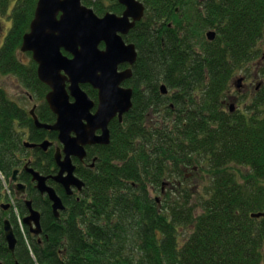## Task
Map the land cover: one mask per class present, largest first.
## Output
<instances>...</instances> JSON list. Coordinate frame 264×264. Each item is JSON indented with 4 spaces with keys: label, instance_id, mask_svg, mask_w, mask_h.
<instances>
[{
    "label": "trees",
    "instance_id": "1",
    "mask_svg": "<svg viewBox=\"0 0 264 264\" xmlns=\"http://www.w3.org/2000/svg\"><path fill=\"white\" fill-rule=\"evenodd\" d=\"M38 1L0 0V76L16 75L50 118L48 87L34 61L27 65L18 56ZM162 6L149 1L150 23ZM173 19L177 28L186 23L182 37L151 27L134 33L140 51L134 107L123 124L113 123L112 142L85 179L88 198L67 202L57 219L29 185L48 238L39 245L27 227L22 236L10 213L20 236L14 254L3 235L8 213L0 207L3 264H264V217H252L264 213V0H206ZM209 29L217 32L213 42L205 36ZM242 71L262 80L258 91L234 87ZM162 84L173 93L169 103ZM233 91L239 99L231 112ZM154 113L157 120L149 118ZM20 127L44 133L0 87V203L1 176L9 184L26 158ZM190 174L201 175L202 190L187 185ZM163 185L174 190L164 192ZM153 192L163 193L162 206ZM17 208L22 219L28 209Z\"/></svg>",
    "mask_w": 264,
    "mask_h": 264
},
{
    "label": "water",
    "instance_id": "2",
    "mask_svg": "<svg viewBox=\"0 0 264 264\" xmlns=\"http://www.w3.org/2000/svg\"><path fill=\"white\" fill-rule=\"evenodd\" d=\"M121 2L128 6L124 18L112 14L102 18L92 9L82 6V0H39L30 30L23 37L21 51L32 52V59L38 65V80L51 89L45 100L50 110L58 116L57 121L54 125L43 124L38 121L34 109L31 111L38 128L59 133L58 140L64 145L67 159L63 163L57 160L62 170L54 179L64 184L68 192L71 184L78 187L82 185L74 176V167L69 157L74 155L83 159L88 145L108 146L111 143L108 126L116 117L123 120L124 115L133 108V89L121 86L133 76V71H120L119 66L124 63L134 66L138 51L135 45H127L118 34L127 33L126 29L134 26L129 24L128 16L132 15L135 21L141 20L144 7L136 0ZM132 8H138L139 14L134 15ZM216 36L215 32L208 33L210 41H214ZM103 42L106 43L104 50L99 46ZM64 52L72 57L69 58ZM243 81V78L236 81L237 88L242 87ZM85 84L92 85L99 92L98 110L95 114H92L95 102L81 88ZM162 92L167 94L165 86L162 87ZM233 110L234 105L231 106V111ZM97 130H102L103 134L97 136ZM73 133L76 137L72 136ZM42 146H48V142H44ZM65 171L68 172L66 178L63 176ZM28 172L32 174L34 182H38L40 192L49 195L53 202V212L59 217V212L66 209L61 198L53 188L47 186V178L34 169H28ZM18 188L23 189L24 186L19 185ZM27 205L30 215L24 220V224L29 225L31 233L38 236L42 232L41 214L34 210L32 203ZM252 217L261 218L264 213H256ZM4 225L8 247L10 252L15 253L18 240L12 223L6 220ZM0 264L3 263L0 261Z\"/></svg>",
    "mask_w": 264,
    "mask_h": 264
},
{
    "label": "flooded vegetation",
    "instance_id": "3",
    "mask_svg": "<svg viewBox=\"0 0 264 264\" xmlns=\"http://www.w3.org/2000/svg\"><path fill=\"white\" fill-rule=\"evenodd\" d=\"M149 1L150 0H136L137 3L142 4L144 7V12H143V16H142L141 20L135 21V18L132 15L128 16L129 24H134V26L126 29V30H128L127 33L122 34V32H119V34H118L122 37V39L124 40V42L127 45L133 44L136 46V49L138 51V53H137L138 59L140 57V51L138 48V44H136L137 42H136V37L134 34L135 31L137 30V27H139V28L144 27L146 29L148 27H151L152 30L156 31V33H159V35H161V34L165 35V34H167V31H170L174 35V37L175 36L182 37L181 32H182V29L186 27V23H183L182 28H177V23L174 22L175 20L173 19V16H178L180 19H183V10H186V8L192 4L199 5L200 3L205 2L206 0H159V1H161L162 5H164V6L161 7V16H158V19H157L158 21H154L153 23L149 22V15H150V13H149V9H150ZM82 6H85L87 8L92 9L97 16H99V17L102 16V18L105 17L107 14H112V15H116L119 18H124L126 16V13L128 12V6L126 4H122L121 0H82ZM166 10H169V11H167L168 13L165 14L163 11H166ZM132 13L134 15H138L139 14L138 8H132ZM174 30H176V31H174ZM209 31H215V30L209 29L205 34L206 39H207V33ZM163 41H164V38H163ZM99 46H100V49L104 50L106 48V43L103 42ZM64 54L69 56V58L72 57V55L69 53L64 52ZM138 59H137V61H138ZM35 64L38 68L37 63H35ZM135 65L130 66L129 63H124V64H121L119 66L120 71L125 72L127 69H132V71H133V76L130 79H127L126 81H124V83H122V85H121L123 87L133 89V91H134V93H133V105L135 103V91H136L134 88L133 82H132L134 79V75H135V71H134ZM37 77H38V74H37ZM256 77H257V75H256ZM234 85H235V83H234ZM245 85H246V83H245ZM46 86L49 89V91L46 94V96H47L48 93L51 91V89L48 85H46ZM163 86L166 87L167 94H162L163 93L162 92ZM67 87H69V84H67ZM81 88L83 91H85L87 93V95L89 96L88 98H90L92 101L95 102V106L93 107V110H92V114H95L98 110L97 106L99 103L98 102L99 101L98 90H96L90 84L81 85ZM258 88L259 87L257 86V88H256L257 91H258ZM142 90H144V88ZM159 90H160V94L163 97H165L164 101L166 103H169L171 97L173 96V93L169 92L167 86L164 84L160 85ZM239 91H241V93H242V92H245L248 90L247 89L246 90L240 89ZM71 100L74 101L73 98ZM46 105H47V110L49 112H51V114H52V116H50V118H47L46 114H44V110L41 107L42 105H40V106L35 105L32 108V110L34 109L33 111H34V114L39 119L38 121H40L43 124L54 125L55 122L57 121L56 119L58 116L55 115L52 110H50V106L48 105V103ZM172 108H173V106H172ZM22 109H24V108H22ZM132 110H133V108L130 110V112L127 113V115H129ZM159 111L161 112L162 109L160 108ZM29 115L33 119L35 129L44 131V133L38 134V133H36V131L34 132L31 128L30 129L29 128L27 129L24 127L19 128L18 132L23 134L21 142L23 144L24 149L26 150V152L24 154L26 156V158L24 157L22 159V160H24L22 167L15 169L13 171L12 178L9 181L8 185H9V187L11 186V188H10L11 194L13 196H15V199L13 200V204H17V205H24L25 204L27 209H28L27 213L22 218L23 222L30 215V213H29L30 209L28 208V205H27V203H29V202L32 203V207L34 208V210L38 211L41 214V222H42L43 213H41L42 211L39 208L35 207V205L33 203L34 200L32 199V196H31L32 193H28L29 192L28 191L29 185H31L32 188L36 191V195H39L42 198V201L49 202L51 210H52L51 212L54 214L53 202H51V199L47 193L40 192V190L38 189V182L37 181L34 182L33 176L30 172H28V169H34L42 177L47 178V180L45 181L47 186L53 188L56 191V193L61 198L63 204L65 205V207L67 209V204H66L67 202H72V203L78 202V203H80L83 201V199L86 200L88 198L89 188H88V185H87V182L85 179H88L89 176H94V174L97 170V165L101 159L100 158L101 149L104 147H108L111 143L108 146L102 145V144H98V145L94 144V145L86 146L85 147L86 155L83 159H80L79 157L74 156V155H71L69 157V160L71 161V163L74 167V176L82 182V185L80 187H78L74 184H71L69 186L70 190L68 192L64 184H62L61 182L54 179V177L59 175V173L61 172L60 170H62V167L59 165L58 161L63 163L67 159V155L64 151V145L60 140H58L59 139V133L57 131H51V130H45V129L38 128L36 126V123H35V120L33 117L34 115L32 114L31 110L29 112ZM127 115L126 114L124 115L123 120H120L119 117H116L110 123V125L108 127L111 129L113 123L123 124L125 122V119L127 118ZM158 117H159L158 113H156V114L154 113L152 115H149V118H151V119L156 118V120H157ZM102 134H103L102 130H97V132H96L97 136H101ZM110 134H111V142H112V131H110ZM72 136L76 137V134L73 133ZM44 142H48V146L43 147L42 144ZM27 144H30L31 146L32 145H36V146L31 147V146H28ZM49 157L50 158L52 157V158L50 159ZM16 172H17V175L15 174ZM23 173L29 175V181L28 182L22 177ZM63 176L66 178L68 176V172L65 171ZM19 185H23L24 188L23 189L18 188ZM163 186L165 189L166 186L165 185H163ZM164 189H163V191H164ZM157 201L159 203V200H157ZM2 205L8 207V208H2L3 211L6 213H9V211L12 209V207H11L12 204H2ZM64 211L59 212V217H56L55 214H54V216L57 219H60ZM41 226H42V223H41ZM25 227L28 228L29 234H31L30 233L31 227L29 225H26V224H25ZM31 237L33 239L37 240L38 244L41 246L44 245V243H43V242H45L44 239L48 238V236L43 233V227H42V232H40V235L36 236L35 234H31Z\"/></svg>",
    "mask_w": 264,
    "mask_h": 264
},
{
    "label": "rangeland",
    "instance_id": "4",
    "mask_svg": "<svg viewBox=\"0 0 264 264\" xmlns=\"http://www.w3.org/2000/svg\"><path fill=\"white\" fill-rule=\"evenodd\" d=\"M2 21L3 20H1V18H0V23L1 24H3ZM10 26H11V24L9 22L7 24V27L10 28ZM4 40H5L4 35L0 36V47L3 45ZM18 56H19V60L24 62L27 65H30L32 63V61H33L31 53H22L20 51ZM255 75L256 74H253L252 77L247 79V77H245L244 71H242V72L238 73L237 76L235 77V79L244 78V83H243V88L242 89H244V90L247 89L248 90V91H245L244 93L255 92V91H257L256 90L257 86L259 87L261 85L262 80L258 79L259 77H256ZM245 83H246V85H245ZM0 87L5 90V92L7 93V96H8V98L10 100H12L15 103H17L19 106L24 108V110L26 109L25 111H27V112H30V110H32V108L35 105H39L40 106L42 104V101L37 100L35 97H33V93L31 92V90H28L24 86V84L21 82V80L16 75L0 76ZM231 97H233V100H231L229 102V106L230 105H235V107L238 106V104H237L238 103V99H239L238 95H236L235 92L233 91L232 94H231ZM154 120H156V118H154ZM187 182H188L187 185H189L190 187L194 188L195 191L202 190L204 185H205V183H206L204 181V179L201 177V175H199V174L196 175L195 177H194L193 174H190L189 175V181H187ZM169 190H174V189H173V187L171 185H166V187L164 189V192L169 191ZM162 195H163V193L153 192V196L152 197L155 198V199L156 198L160 199L159 206L163 205V201H164V198H165ZM14 199H15V196H13L12 194H11V196L9 194H7L5 199L0 203V206L2 204H12L13 207H16L17 204H13V200ZM17 212L18 211L15 208H12L9 211V213L7 214L6 220L9 219L12 222V217L13 216L10 213H13V214L19 216V214ZM12 224H13V229L15 231L16 227H15L13 222H12ZM24 233L25 232L21 231L20 234H22V236L25 237ZM16 238L19 239L20 236L16 235ZM8 249H9V247H8Z\"/></svg>",
    "mask_w": 264,
    "mask_h": 264
},
{
    "label": "bare ground",
    "instance_id": "5",
    "mask_svg": "<svg viewBox=\"0 0 264 264\" xmlns=\"http://www.w3.org/2000/svg\"><path fill=\"white\" fill-rule=\"evenodd\" d=\"M109 130L111 131V129L109 128ZM16 264H21L19 261H16Z\"/></svg>",
    "mask_w": 264,
    "mask_h": 264
}]
</instances>
